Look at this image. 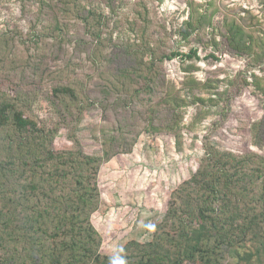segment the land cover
I'll list each match as a JSON object with an SVG mask.
<instances>
[{"label": "trees", "instance_id": "obj_1", "mask_svg": "<svg viewBox=\"0 0 264 264\" xmlns=\"http://www.w3.org/2000/svg\"><path fill=\"white\" fill-rule=\"evenodd\" d=\"M15 1L30 28L46 32L37 33L55 46L51 62L62 69L46 87L53 121L27 116L0 84V264H264V156L220 150L207 139L197 170L171 192L150 238L130 240L114 255L100 253L102 238L91 222L100 205L99 169L130 153L142 133L178 136L176 97L161 95L162 66L181 57L199 60L198 49L183 54L166 46V27L137 0ZM212 2L187 3L178 43L211 46L205 58L216 61V53L256 56L264 33L248 36L230 16L214 22ZM37 63L27 78L41 86L51 71ZM246 86L245 80L228 84L225 95L235 90L226 100ZM94 106L103 113L94 134L101 135L97 156L84 152L76 135L82 114ZM62 129L72 147L55 150ZM249 137L254 148H264V112L250 123Z\"/></svg>", "mask_w": 264, "mask_h": 264}, {"label": "rangeland", "instance_id": "obj_2", "mask_svg": "<svg viewBox=\"0 0 264 264\" xmlns=\"http://www.w3.org/2000/svg\"><path fill=\"white\" fill-rule=\"evenodd\" d=\"M137 1L146 4L151 18L166 27L167 34L162 41L166 46L172 45V50L183 54L196 47L199 60L181 57L162 66L166 81L161 95L168 93L176 97L172 103L177 106L176 113L181 119L178 136L142 133L130 153L115 156L99 169L100 205L91 216V222L102 238L100 253L106 255L118 253L130 240L144 242L150 238L155 223L163 217L171 192L197 170L206 139L220 150L238 155L252 152L264 156V148H254L249 137L250 123L264 112L259 101L260 98L264 103L261 93L264 87V54L261 51L264 47L255 48L258 54L252 58L216 53L217 61L206 59L212 51L211 46L178 43L176 31L186 19L188 2L200 6L209 0ZM212 1L208 13L214 22L230 16L244 24L245 30H250L246 33L248 36L263 37L264 0ZM16 3L15 0H0V84L7 85V92L27 116L53 121L46 87L52 84L62 66L51 62L56 61L53 55L55 46L40 32L37 33L42 28L37 32L30 28L28 19L18 13ZM32 11L35 12L36 8ZM103 12L111 16L109 11ZM251 31L255 35L249 34ZM126 32L127 27L119 31L121 36L127 35ZM40 60L51 74L41 78L42 85L37 86L27 78V74ZM94 61L98 64L97 59ZM88 69L85 68L84 74L91 73ZM71 73L77 78L82 77L79 70L72 69ZM66 77L74 79L67 74ZM244 80L247 86L240 96L226 100L235 90L229 87L225 95L227 85L244 84ZM195 83L197 87H194ZM29 92H32V97L26 95ZM102 116L99 106L90 108L82 114L76 130L84 152L93 156L101 153V135L94 134L95 129L102 125ZM71 147L67 132L62 129L54 138L53 148L66 150ZM236 261L230 259L229 264Z\"/></svg>", "mask_w": 264, "mask_h": 264}]
</instances>
